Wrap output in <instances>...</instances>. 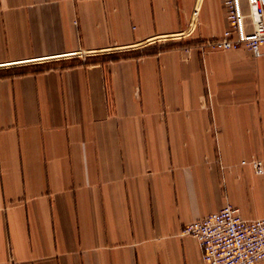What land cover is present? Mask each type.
Masks as SVG:
<instances>
[{
	"label": "crops",
	"instance_id": "crops-1",
	"mask_svg": "<svg viewBox=\"0 0 264 264\" xmlns=\"http://www.w3.org/2000/svg\"><path fill=\"white\" fill-rule=\"evenodd\" d=\"M227 15L0 0V264H203L186 223L264 216V54L197 47Z\"/></svg>",
	"mask_w": 264,
	"mask_h": 264
},
{
	"label": "built area",
	"instance_id": "built-area-1",
	"mask_svg": "<svg viewBox=\"0 0 264 264\" xmlns=\"http://www.w3.org/2000/svg\"><path fill=\"white\" fill-rule=\"evenodd\" d=\"M224 2L230 27L197 47L202 52L245 47L254 56L264 54V0ZM182 233L196 238L203 264H255L264 259V216L246 218L230 203L186 223Z\"/></svg>",
	"mask_w": 264,
	"mask_h": 264
},
{
	"label": "trees",
	"instance_id": "trees-1",
	"mask_svg": "<svg viewBox=\"0 0 264 264\" xmlns=\"http://www.w3.org/2000/svg\"><path fill=\"white\" fill-rule=\"evenodd\" d=\"M34 69H36V70H41V68H34Z\"/></svg>",
	"mask_w": 264,
	"mask_h": 264
}]
</instances>
